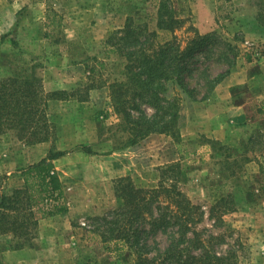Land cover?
<instances>
[{"label":"rangeland","instance_id":"rangeland-1","mask_svg":"<svg viewBox=\"0 0 264 264\" xmlns=\"http://www.w3.org/2000/svg\"><path fill=\"white\" fill-rule=\"evenodd\" d=\"M163 1L0 0V80L33 66L47 91L72 93L49 101L55 139L28 145L12 132L0 136V181L8 191L24 185L21 171L30 163L50 150L66 151L55 165L67 207L44 220L39 216L27 239L0 234V264H136L129 243L115 236L130 232L141 246L142 228L148 230L149 255L156 257L174 237L173 229L131 225V205L116 189L127 175L137 188H154L163 175L178 179L203 212L195 230L223 237L216 250H237L242 264H264V22L259 20L264 0H168L187 19L176 30L182 47L193 36L187 28L192 24L213 33L215 43L197 53L198 70L185 75L197 99L175 81L166 83L164 94L181 102L179 136L157 131L137 136L138 126L112 104L111 84L126 75L124 58L106 41L128 16L157 28ZM172 35L160 31L163 40ZM225 71L208 90L207 74L213 78ZM142 110L150 118L155 113L148 103ZM222 197L232 209L213 211ZM154 209V216L164 211Z\"/></svg>","mask_w":264,"mask_h":264},{"label":"trees","instance_id":"trees-1","mask_svg":"<svg viewBox=\"0 0 264 264\" xmlns=\"http://www.w3.org/2000/svg\"><path fill=\"white\" fill-rule=\"evenodd\" d=\"M157 28L151 29L147 22H137L128 16L125 25L109 36L107 45L124 58L123 80L111 84L112 104L115 111L124 116L131 125H137L135 135L145 136L150 132L169 133L177 138V125L181 115V102L175 95L168 98L167 82L175 81L191 98L197 99L189 88L186 78L198 70L195 59L197 53L206 52V47L215 43L210 32L201 33L196 26L189 25L193 36L182 47L176 30L187 23V19L176 14L169 1L159 4ZM264 16L259 15L263 21ZM160 31L173 35L160 39ZM5 35L2 36L4 40ZM193 59L191 67L189 60ZM229 71V70H228ZM186 75V76H185ZM210 82L208 90L227 75L221 72ZM72 93L66 89H45L42 76L33 66L20 74L6 76L0 80V136L12 132L19 140L35 145L56 137V125L50 118L48 109L52 99H69ZM154 107L152 118L145 115L142 104ZM138 112V116L134 112ZM65 150H50L46 156L30 163L21 173L22 187L5 190L0 181V234L12 233L13 236L27 239L35 234L39 216L45 217L63 213L67 207L61 202L64 184L55 165V160L65 154ZM180 174H184L181 169ZM130 175L120 177L116 184L117 193L131 205V225L136 222L151 223L152 230L172 228L174 237L152 257L147 242V228H142L146 243L136 246L131 241L132 234L115 236V239L129 243L136 256V264H242L237 250L221 253L214 245L223 237L210 234L203 236L195 226L203 218L200 205L193 202L180 189L178 179L163 175L154 188H137ZM225 197L213 204L214 210L228 211ZM224 207V209L222 208ZM164 209L154 216L155 209ZM220 218V216H219ZM137 232V229H135ZM171 232V231H170ZM136 235L140 238L141 235ZM139 239H136L138 241ZM138 243V242H137ZM23 246V245H21Z\"/></svg>","mask_w":264,"mask_h":264},{"label":"crops","instance_id":"crops-1","mask_svg":"<svg viewBox=\"0 0 264 264\" xmlns=\"http://www.w3.org/2000/svg\"><path fill=\"white\" fill-rule=\"evenodd\" d=\"M256 12H257V11H256ZM256 12H255V14H256ZM256 20H257V18H255V17H254V21H253V22H255V23H256V22H257ZM200 32H201V33H203L201 30H200ZM260 36H261V35L259 34V36H258V37H260ZM22 186H23V184H20V186H19V187H22ZM48 218H51V217H48ZM44 219H45V218L43 217V219H42V220H44ZM24 252H25V251H23V250H22V252H19V253H24ZM27 262H29V261H27ZM30 262L32 263L33 261H30ZM20 263H21V264H28V263H25L24 261H22V262H20ZM33 263H35V264H36L37 262H33Z\"/></svg>","mask_w":264,"mask_h":264}]
</instances>
